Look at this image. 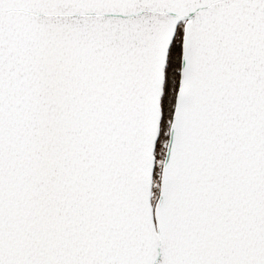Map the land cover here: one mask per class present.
<instances>
[{"label": "snow or ice", "instance_id": "1", "mask_svg": "<svg viewBox=\"0 0 264 264\" xmlns=\"http://www.w3.org/2000/svg\"><path fill=\"white\" fill-rule=\"evenodd\" d=\"M0 264H264V0H0Z\"/></svg>", "mask_w": 264, "mask_h": 264}]
</instances>
